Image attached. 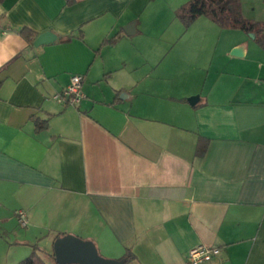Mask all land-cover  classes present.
<instances>
[{"label":"crops","instance_id":"crops-1","mask_svg":"<svg viewBox=\"0 0 264 264\" xmlns=\"http://www.w3.org/2000/svg\"><path fill=\"white\" fill-rule=\"evenodd\" d=\"M190 1L0 2V250L18 225L16 244L74 235L127 264L200 246L220 250L205 264H264V49L206 17L185 27ZM240 2L264 24V0ZM75 75L84 98L59 103Z\"/></svg>","mask_w":264,"mask_h":264},{"label":"trees","instance_id":"trees-1","mask_svg":"<svg viewBox=\"0 0 264 264\" xmlns=\"http://www.w3.org/2000/svg\"><path fill=\"white\" fill-rule=\"evenodd\" d=\"M3 1L5 0H0V2ZM177 17L187 28L198 18L206 17L222 29L241 30L247 34H253L256 36L257 43L264 49V24L245 19L242 15L240 0H191L177 11ZM20 36L31 45L36 34L24 28L20 30ZM1 86L0 81V89ZM46 127L47 122L37 121V130H43ZM208 145L207 139L200 138L197 156L203 157ZM133 256L132 253H128L123 259L124 264H127ZM19 264H47V262L35 250L30 257Z\"/></svg>","mask_w":264,"mask_h":264},{"label":"water","instance_id":"water-1","mask_svg":"<svg viewBox=\"0 0 264 264\" xmlns=\"http://www.w3.org/2000/svg\"><path fill=\"white\" fill-rule=\"evenodd\" d=\"M254 38V35H250ZM53 35H40L34 42L35 47L44 46L54 41ZM232 55L243 56V49L238 48ZM54 254L58 264H124L123 260L106 259L92 241L83 240L74 235L59 237L54 243Z\"/></svg>","mask_w":264,"mask_h":264},{"label":"rangeland","instance_id":"rangeland-1","mask_svg":"<svg viewBox=\"0 0 264 264\" xmlns=\"http://www.w3.org/2000/svg\"><path fill=\"white\" fill-rule=\"evenodd\" d=\"M12 230H14L15 235L12 237L13 239L9 240L7 237H4L3 240L6 244V249L3 251L0 250V255L3 257H0V264H19L28 257L31 256V254L36 250L38 252V248H48V252L42 251V256L44 260L47 262V264H58L56 262L55 254H54V246L50 242L49 237L47 238L48 242H45L41 240V243L37 241V239H32L34 242L33 245H20V243L16 244L17 240L20 239L23 240L22 234L20 236V233H24L26 230L21 229L18 225H13ZM80 238V237H79ZM82 239V238H81ZM86 240V239H83ZM39 243V244H38ZM41 244V245H40ZM44 250V249H43ZM10 254V258H7ZM100 255L106 259H110L105 257L100 253Z\"/></svg>","mask_w":264,"mask_h":264},{"label":"built area","instance_id":"built-area-1","mask_svg":"<svg viewBox=\"0 0 264 264\" xmlns=\"http://www.w3.org/2000/svg\"><path fill=\"white\" fill-rule=\"evenodd\" d=\"M83 77L75 75L66 89L55 96V100L62 104H79L84 98L82 93ZM220 250L208 246L194 248L189 253V264H205L218 257Z\"/></svg>","mask_w":264,"mask_h":264}]
</instances>
